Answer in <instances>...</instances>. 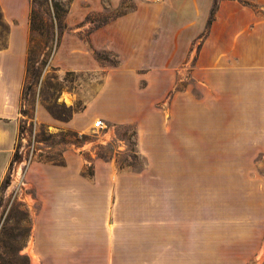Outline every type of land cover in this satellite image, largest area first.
Returning a JSON list of instances; mask_svg holds the SVG:
<instances>
[{
  "label": "rangeland",
  "instance_id": "obj_1",
  "mask_svg": "<svg viewBox=\"0 0 264 264\" xmlns=\"http://www.w3.org/2000/svg\"><path fill=\"white\" fill-rule=\"evenodd\" d=\"M4 3L6 18L0 6V50L6 47L13 25L20 28L23 18L29 35L18 133L0 182V264H32V258L40 264L42 228H103L123 220L106 217L107 212L149 207L151 203L136 201V187L124 182L147 176L141 173L147 159L136 147L135 122L144 114L156 125L150 149L155 171L149 176L166 183L153 191V208L160 212L161 220H169L175 211L187 210L201 217L219 213L225 231L238 229L235 236L241 238V249L249 252L256 247L262 251L256 261L264 262V73L257 74L251 84L255 88L252 99L256 122L255 142L249 151L224 144L222 152H216L215 147H192L187 152V138L167 131L170 124L183 125L169 123L174 114H183L182 110L171 111L170 102L183 107L187 103L218 101L215 88L201 87L199 75L187 74L199 43L192 47L188 65L176 68V88L166 94L162 89L157 93L154 84L162 81L166 87L170 79L153 77L152 87L148 88L151 80L140 74L151 66L131 65L139 76L118 72L124 67L117 56L107 50H94L89 43L93 30L132 11L134 1L125 0L117 8L109 7L108 0ZM65 33H76V44L83 49L84 58L72 62L60 56ZM18 36L15 30V41ZM150 101L157 104L153 111H136L137 103ZM112 114L123 118L114 119ZM96 121L103 124L96 126ZM243 144L247 149V142ZM52 165L60 172L45 168ZM187 177L205 178L209 184H167L171 178L184 181ZM60 178L62 184L56 185L55 180ZM57 192L90 193L96 201L93 207L86 201H49V195ZM87 209L104 216L90 218L83 212ZM230 236L225 234V238Z\"/></svg>",
  "mask_w": 264,
  "mask_h": 264
},
{
  "label": "crops",
  "instance_id": "obj_2",
  "mask_svg": "<svg viewBox=\"0 0 264 264\" xmlns=\"http://www.w3.org/2000/svg\"><path fill=\"white\" fill-rule=\"evenodd\" d=\"M108 1L109 7L117 8L125 0ZM131 1L135 3L132 11L89 34L91 47L114 53L124 67L118 72L139 76L130 69L131 65L134 68L142 64L151 66L152 69L140 75L151 80L148 88L152 87L153 77L170 79L166 87L162 81L153 86L157 93L162 89V94H166L177 86L179 73L176 68L183 63L188 65L193 57L192 47L199 43L192 70H187V74L199 75L201 87L215 88L218 101L187 103L183 107L175 101L170 102L171 111L182 110L183 114H174L169 123L183 122V125L170 124L167 131L175 133L176 137L187 138V152L192 147H215L216 152H222L224 144L248 152L250 144L255 142L256 122L252 99L255 88L251 84L257 74L264 73V0ZM4 4V0H0L6 18ZM15 30L19 33L17 41L14 40ZM28 35V25L23 18L20 28L13 25L6 47L0 50V182L18 133ZM77 38L76 33L63 35L58 51L60 56L72 59V62L84 58L83 49L76 44ZM155 106L157 104L151 101L143 102L137 103L135 109L153 111ZM119 116L114 118L112 114L111 117L123 118ZM145 117L147 114L137 118L135 123L136 147L147 159L141 173L147 176H139L131 183L124 182L134 185L135 200L146 202L145 205L151 203L149 207L107 212L106 217L123 220L103 228H42L40 264H264L256 261L261 250L256 247L249 252L241 249V238L235 236L238 234L236 227L225 231L219 213L201 217L187 210L175 211L169 220H161L160 212L153 208V191L154 187L166 183L149 176L155 171L150 149L154 144L156 125ZM195 122L201 124L195 125ZM245 142L247 149L245 144L242 145ZM45 168L55 173L61 170L53 165ZM206 180L171 178L167 184H209ZM55 182L62 184L63 180L60 178ZM220 183L216 181L215 184ZM49 201H86L93 207L96 198L90 193L65 195L57 192L49 195ZM83 212L90 218L104 216L94 209ZM225 234L231 236L225 238ZM31 262L33 264V258Z\"/></svg>",
  "mask_w": 264,
  "mask_h": 264
},
{
  "label": "built area",
  "instance_id": "obj_3",
  "mask_svg": "<svg viewBox=\"0 0 264 264\" xmlns=\"http://www.w3.org/2000/svg\"><path fill=\"white\" fill-rule=\"evenodd\" d=\"M103 123L102 122H99V121H97V122H95V125L96 126H101Z\"/></svg>",
  "mask_w": 264,
  "mask_h": 264
},
{
  "label": "bare ground",
  "instance_id": "obj_4",
  "mask_svg": "<svg viewBox=\"0 0 264 264\" xmlns=\"http://www.w3.org/2000/svg\"><path fill=\"white\" fill-rule=\"evenodd\" d=\"M94 124H95V122H94ZM33 264H37V259L36 258H33Z\"/></svg>",
  "mask_w": 264,
  "mask_h": 264
},
{
  "label": "trees",
  "instance_id": "obj_5",
  "mask_svg": "<svg viewBox=\"0 0 264 264\" xmlns=\"http://www.w3.org/2000/svg\"><path fill=\"white\" fill-rule=\"evenodd\" d=\"M30 53H31V52L29 51V53H28V54L30 55ZM28 61H29V59H27V63H28Z\"/></svg>",
  "mask_w": 264,
  "mask_h": 264
}]
</instances>
